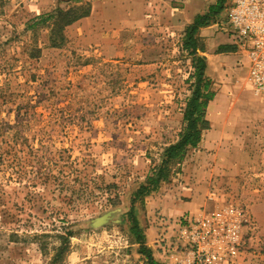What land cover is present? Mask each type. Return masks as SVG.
Listing matches in <instances>:
<instances>
[{"label":"rangeland","instance_id":"obj_1","mask_svg":"<svg viewBox=\"0 0 264 264\" xmlns=\"http://www.w3.org/2000/svg\"><path fill=\"white\" fill-rule=\"evenodd\" d=\"M195 1L0 0V264H147L131 231V199L186 127ZM59 9L93 11L100 35L90 22L74 24L80 18L65 25ZM224 19L225 10L214 23L230 42ZM238 57L212 64L203 143L136 202L161 264L187 260L188 215L165 211L191 200L202 180L209 200L254 223L243 228L237 263L264 264V98ZM209 162L216 169L206 177Z\"/></svg>","mask_w":264,"mask_h":264},{"label":"built area","instance_id":"obj_2","mask_svg":"<svg viewBox=\"0 0 264 264\" xmlns=\"http://www.w3.org/2000/svg\"><path fill=\"white\" fill-rule=\"evenodd\" d=\"M221 22L223 32L245 59L252 90L264 98V0H229ZM234 207L223 205L201 216L183 218L181 237L188 257L182 264L237 263L245 246L243 228L254 223L246 213L242 218L236 215Z\"/></svg>","mask_w":264,"mask_h":264},{"label":"trees","instance_id":"obj_3","mask_svg":"<svg viewBox=\"0 0 264 264\" xmlns=\"http://www.w3.org/2000/svg\"><path fill=\"white\" fill-rule=\"evenodd\" d=\"M228 3L229 0H217L216 3L210 5L205 13H199L195 17L194 22L187 26L185 47L194 56V65L197 72L195 89L192 96L188 99L184 112L186 127L180 132L179 139L165 148L161 164L154 168L152 173L146 177V180L132 194L129 212L131 231L136 236L138 243H140L139 251L147 257V264L161 263L155 259L152 249L146 244L145 235L139 221L133 214L134 208L139 199L150 195L159 187L162 181L167 180L170 173V164L181 161L189 147H198L202 140L203 132L210 128V121L207 119V108L210 100L213 99L214 91L211 87L212 81L206 75L207 59L205 56L198 54V30L200 26L215 22ZM89 11V9H84L80 14L71 15V10L64 11L59 9L56 11V15L65 19V25H69L77 19L88 15ZM53 15L54 13L44 14L39 16V19L46 20Z\"/></svg>","mask_w":264,"mask_h":264},{"label":"crops","instance_id":"obj_4","mask_svg":"<svg viewBox=\"0 0 264 264\" xmlns=\"http://www.w3.org/2000/svg\"><path fill=\"white\" fill-rule=\"evenodd\" d=\"M190 1H192V0H190ZM212 4H214L213 0L207 4L203 1L201 2V0L195 1V3L193 5L191 4L190 5L191 8L196 9V10H194L193 16L190 17L188 22H186L187 26L191 25L194 22L195 17L199 13H205L209 9L210 5H212ZM112 20L114 21V19H112ZM93 21H94V17H93V11H92V14L90 13L87 16L81 17L74 24L80 25L82 23L84 25V24L90 22V26H88V31H90V33H93L94 36H99L100 33L98 32L99 29H98L97 22L95 20L96 26L94 27ZM113 23L114 22H112V24ZM114 25H117V24H114ZM82 28H83V26H82ZM112 29H114V28H112ZM110 33H108V34H110ZM111 35H114V34H111ZM223 37L224 36H222V34L220 32H217V24L214 22L210 23L209 25L200 26V28L198 30V38H199L198 39V41H199L198 42L199 43L198 44L199 45L198 46V54L205 56L207 59L206 75L209 78H210L209 72L212 69L213 63H216L218 68H223V66L225 64H227L226 60H225V56L227 54L232 57L231 58L232 61H235L236 57L241 56L239 54L237 47L234 44H232L231 42H227V41L223 40ZM207 119L210 121V119L208 117V112H207ZM203 135H204V133H203ZM203 137H202V140L200 141L199 145H201L203 143V141H204ZM208 159L209 160L213 159L215 161L216 158H208ZM216 164H218V163H216ZM207 165H209L210 167L212 166V168L204 171V175H206V177H211L213 174H211L210 171L211 170L215 171L216 166H215L214 162H212V163L209 162ZM204 169H206V167ZM197 172L200 173V170ZM201 172H202V170H201ZM201 175L202 174H200L199 176H201ZM202 181H203L202 184L196 182L195 184H193L191 186L190 189H192V190L194 189V192H191V190L189 191L190 194L192 193L191 194L192 195L191 200L182 201V202L180 201V202H178V205L176 207H174L172 210H170L168 212L165 211V213L170 212L169 214L172 216H174V215L175 216L176 215L182 216L184 214L191 215V216H201L204 213H209V212L214 211L215 209H218L219 204L217 205V204H215V201L209 200L206 197L205 192L202 193V189H205V185L208 184L207 180L206 181L202 180ZM200 190H201V192H200ZM238 263H236V264H238Z\"/></svg>","mask_w":264,"mask_h":264}]
</instances>
